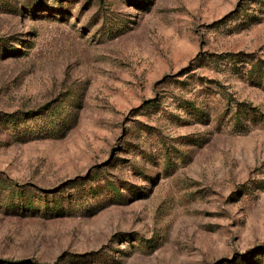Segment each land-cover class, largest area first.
<instances>
[{"label":"rangeland","instance_id":"obj_1","mask_svg":"<svg viewBox=\"0 0 264 264\" xmlns=\"http://www.w3.org/2000/svg\"><path fill=\"white\" fill-rule=\"evenodd\" d=\"M0 264H264V0H0Z\"/></svg>","mask_w":264,"mask_h":264},{"label":"trees","instance_id":"obj_2","mask_svg":"<svg viewBox=\"0 0 264 264\" xmlns=\"http://www.w3.org/2000/svg\"><path fill=\"white\" fill-rule=\"evenodd\" d=\"M20 263H23V262H20Z\"/></svg>","mask_w":264,"mask_h":264}]
</instances>
